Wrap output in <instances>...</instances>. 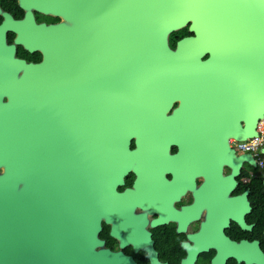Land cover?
Returning a JSON list of instances; mask_svg holds the SVG:
<instances>
[{
	"label": "water",
	"instance_id": "water-1",
	"mask_svg": "<svg viewBox=\"0 0 264 264\" xmlns=\"http://www.w3.org/2000/svg\"><path fill=\"white\" fill-rule=\"evenodd\" d=\"M17 2L22 20L0 8V264L116 258L98 235L140 200L138 181L116 190L129 171L177 160L208 171L213 192L223 167L256 166L230 140L257 137L264 118V0ZM33 11L61 21L37 24Z\"/></svg>",
	"mask_w": 264,
	"mask_h": 264
},
{
	"label": "flooded vegetation",
	"instance_id": "flooded-vegetation-1",
	"mask_svg": "<svg viewBox=\"0 0 264 264\" xmlns=\"http://www.w3.org/2000/svg\"><path fill=\"white\" fill-rule=\"evenodd\" d=\"M0 8L10 21L26 15L17 0H0ZM33 17L37 24L61 21L35 11ZM4 20L0 15V26ZM15 38V33L7 31L8 45ZM15 54L27 62L42 60L39 52L18 45ZM177 106L174 103L170 113ZM130 148H134L133 142ZM177 152L175 146L170 147L173 158ZM253 159L255 167L242 165L237 174L223 167L217 173L223 183H215L213 192L208 187V171L182 168L177 160L168 169H155L154 174L129 171L116 190H133L138 181L140 200L124 204V210L118 207L124 214L109 223L101 221L98 237L102 250L118 255L102 264H264V179L257 184L264 167L258 168ZM227 200L234 201L233 209ZM242 202L249 205L244 216Z\"/></svg>",
	"mask_w": 264,
	"mask_h": 264
},
{
	"label": "built area",
	"instance_id": "built-area-1",
	"mask_svg": "<svg viewBox=\"0 0 264 264\" xmlns=\"http://www.w3.org/2000/svg\"><path fill=\"white\" fill-rule=\"evenodd\" d=\"M256 131L258 136L247 141L236 142L230 140V147L233 148L236 153L251 154L256 158L257 167L262 169L264 167V154H261L260 151L264 145V118L258 123Z\"/></svg>",
	"mask_w": 264,
	"mask_h": 264
},
{
	"label": "trees",
	"instance_id": "trees-1",
	"mask_svg": "<svg viewBox=\"0 0 264 264\" xmlns=\"http://www.w3.org/2000/svg\"><path fill=\"white\" fill-rule=\"evenodd\" d=\"M188 35H189V33L187 32V29H186V28L183 29V30H181V31H178V32L172 34V35L170 36V46L173 48V46L175 45V42H176L178 39L183 38V37L188 36ZM263 179H264V174H263V176L257 181L258 186H260V185L262 184Z\"/></svg>",
	"mask_w": 264,
	"mask_h": 264
}]
</instances>
